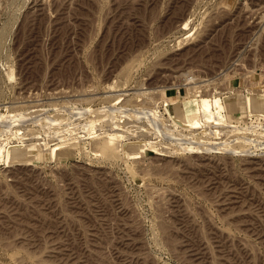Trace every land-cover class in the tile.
I'll return each instance as SVG.
<instances>
[{"label": "rangeland", "instance_id": "1", "mask_svg": "<svg viewBox=\"0 0 264 264\" xmlns=\"http://www.w3.org/2000/svg\"><path fill=\"white\" fill-rule=\"evenodd\" d=\"M0 264H264V0H0Z\"/></svg>", "mask_w": 264, "mask_h": 264}, {"label": "bare ground", "instance_id": "2", "mask_svg": "<svg viewBox=\"0 0 264 264\" xmlns=\"http://www.w3.org/2000/svg\"><path fill=\"white\" fill-rule=\"evenodd\" d=\"M195 87H196V85H195ZM194 87V88H195ZM197 87H198V85H197ZM199 87H201V85H199ZM199 90V89H198ZM200 91V90H199ZM194 92H196V91H194ZM197 93V92H196ZM240 94V93H239ZM238 95V94H237ZM202 100H204V99H202ZM242 99L241 98H238L237 97V99H234L232 102H229V103H227V104H225V106H227L228 108H230V109H234V108H239V107H241L240 105H241V103H242ZM238 102V103H237ZM205 104H206V100H205V102H204ZM207 103H209V102H207ZM204 105V104H203ZM249 105H250V108H252L251 110H253V111H255L256 110V108H255V106L256 105H254V102H253V100H250V103H249ZM211 106V105H210ZM203 107V106H202ZM201 107V108H202ZM203 113H204V116H211V115H214V113H216L217 114V112H213V109H211L210 107H209V105L207 104V105H204V107H203ZM180 115V114H179ZM218 115V114H217ZM217 115H215V116H217ZM218 117V116H217ZM200 118V117H199ZM199 118H197V120H194L193 122H192V124H194L195 126H199L200 124V120H199ZM180 120V119H179ZM161 122V121H160ZM176 122V121H175ZM180 122H182V121H180ZM166 123V122H165ZM188 123V122H187ZM159 124H161V123H159ZM167 124V123H166ZM164 125V126H166V127H168L167 125ZM178 124V123H177ZM162 125V126H163ZM206 125V124H205ZM163 126V127H164ZM170 127V126H169ZM200 127V126H199ZM205 127H207V126H205ZM204 127V128H205ZM162 128V127H161ZM203 128V129H204ZM163 129V128H162ZM168 129V128H167ZM164 130V129H163ZM118 131V130H117ZM214 131V130H213ZM116 132V131H115ZM119 132V131H118ZM163 132H167V131H163ZM202 132H204L203 130H202ZM206 133H207V130H206ZM217 133V132H216ZM109 134V133H108ZM108 134H106V135H108ZM118 134H121V133H118ZM117 134V132L116 133H114V134H109L108 135V139L104 136L105 134H103V136H101V137H105L104 139H107V143L106 144H110V142L112 141L113 142V140L115 139V138H117V136H118V138L117 139H119L120 138V136L121 135H118ZM212 134V133H211ZM94 136L95 135H93L92 137V139L94 140V141H97V139L95 140L94 139ZM100 136V135H99ZM81 137V136H80ZM80 137H78V138H80ZM86 136H84L83 135V137L82 138H80V139H77V140H68V141H66L65 143H63V144H61L60 146H58L57 148H55L54 149V153L55 154H69V152H70V148L72 147V146H74V147H80V148H84V145H83V142H85L84 141V138H85ZM172 138L171 139H176L177 137H175V136H171ZM88 138V137H87ZM86 138V139H87ZM100 138V137H99ZM76 139V138H75ZM88 140V139H87ZM120 140V139H119ZM94 141H92L93 143H94ZM100 141V140H99ZM108 141H109V143H108ZM118 141V140H117ZM117 141H116V143H117ZM87 142V141H86ZM102 142H103V138H102ZM112 142H111V144H112ZM32 143H34V142H32ZM40 143V142H39ZM114 143V142H113ZM19 144V143H18ZM23 144V143H22ZM28 144V143H27ZM21 145V144H19L18 146H14V147H10L11 148V150H10V152H9V160L10 161H15V160H29V159H37L38 158V153L35 151V149L37 148V143H35L37 146L36 147H34L33 146V144L32 145H29V144H31V143H29L28 145ZM43 144V143H42ZM14 145V144H13ZM113 145V144H112ZM115 145V144H114ZM10 146H12L11 144H10ZM2 147V146H1ZM42 148H43V146H41ZM87 147V146H86ZM3 148V147H2ZM39 149H40V151H42V149L39 147L38 149H37V151H39ZM82 149H79V150H82ZM86 149V148H85ZM91 149H93V147L91 148ZM6 150V149H5ZM9 150V149H8ZM75 150V149H74ZM84 150V149H83ZM94 150V149H93ZM87 152H88V150H86ZM97 151V150H96ZM101 151V150H100ZM43 152V151H42ZM73 152V151H72ZM80 152V151H79ZM78 152V153H79ZM92 152H94V155H95V150L94 151H92ZM44 153H45V155H47V156H45V157H47L48 158V154L49 153H46V151H44ZM90 153V152H89ZM88 153V154H89ZM100 153V152H99ZM51 154V153H50ZM72 154V153H71ZM84 154V153H83ZM92 154V153H91ZM3 155V154H2ZM97 155V154H96ZM52 157V156H51ZM3 159V158H2ZM1 159V160H2ZM4 160V159H3Z\"/></svg>", "mask_w": 264, "mask_h": 264}]
</instances>
